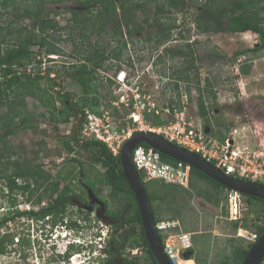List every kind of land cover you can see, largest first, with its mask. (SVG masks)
Instances as JSON below:
<instances>
[{
  "label": "rangeland",
  "instance_id": "374dc122",
  "mask_svg": "<svg viewBox=\"0 0 264 264\" xmlns=\"http://www.w3.org/2000/svg\"><path fill=\"white\" fill-rule=\"evenodd\" d=\"M163 2L164 0L149 2L144 10H138L136 21L141 23L143 29L133 35V41L125 31V36L128 39L126 48H124V40L119 44L110 43L111 39L104 34L102 36L92 35L91 39L94 45H103L108 52L117 49L121 54L119 59L112 57L105 59L103 66L98 71L99 92L105 94L101 110H106L103 111V118L108 117L112 126L110 127L111 132L119 130L121 134L119 142L123 139L125 142L132 134L141 130L153 131L162 127L166 131V134H162L165 137L177 136L178 132L185 131L186 133L193 130L194 134H198V138L203 136L199 140H205L211 144L222 142L217 135L220 131L226 137H231L234 148L240 147L241 150L251 153L264 152V51L251 50L244 53V50L253 48L259 41L257 34L253 32L233 34L227 31L228 18L242 10L244 0H209L206 7L203 6L205 0H195L189 1L184 8L170 10L166 6L165 13H158V5L161 6ZM45 7L46 11H59L56 20L61 25L66 23L70 16V10L81 8L75 0L58 4L48 2ZM155 18H159L163 26H160ZM11 19H13L11 14L3 16V20ZM34 23L36 22L25 16L20 18V25L29 26ZM161 27H170L172 37L161 44H158L155 39H146L149 35L154 38L159 37L158 32ZM53 34V38L65 53L54 55L55 59L53 60H48L44 56L43 59L38 57L42 63L37 60L38 63L34 66L36 68L38 66L41 70L51 67L53 70L50 75L58 78L61 88L70 92L76 101L82 94L81 86L71 77V71H64L63 67L78 61L77 57L70 55L73 53L72 41L65 39L67 31H64L63 34L61 32ZM98 40L101 43H97ZM77 41L80 43L82 40L77 38ZM188 44L192 46H188ZM168 48H182L185 50V54L175 56L172 53L166 54ZM34 49L38 50V47H34ZM238 51L242 53L236 58L235 54ZM118 66H121L122 69L117 70ZM184 71L191 74L198 71L200 74L202 88L205 90L203 94L206 98V105L210 109L211 125H205V120L200 115L199 90L196 81L193 80L190 84V93L187 91L189 85L185 81H181L180 87L176 88L174 77H177L178 72ZM121 73L125 76L123 80L119 78ZM43 74L48 75L46 71ZM110 79L113 80V83L110 82ZM206 79H209L211 83L209 88L206 87ZM47 82L46 79L43 80L42 85L47 86ZM178 94H180V98H178ZM111 95L118 97L113 101V105L118 106L119 115L114 114L113 109L106 107ZM171 97L176 98L177 101L179 99L182 105L181 111H177L174 115L168 107ZM131 100H134L133 106L129 104ZM27 102L31 111L47 112L38 101L30 96L27 97ZM58 105L61 106V104ZM148 108H158L160 115L167 122L161 126H153L151 120L144 119L143 113ZM135 116H140L139 120H136ZM77 122L78 119L71 118L70 122L56 126L55 123L47 119L46 114L39 118L37 128L17 129L6 140L9 147L13 149L15 158L21 157L22 163H25L26 159L31 164L41 166L51 172L53 176L60 168L69 166L68 159L70 158L82 161L75 162L79 169L86 167L87 164H93L96 171L103 172L101 164L93 163L90 152L80 145H76L73 152H69L64 147L63 140L72 134L73 127ZM86 123L85 120L80 135L84 140L91 138L84 134ZM3 133L0 126V135ZM17 182L25 183L22 178ZM5 184L4 180H0V217L11 209L8 197L10 190ZM97 186L103 188L105 198L109 201V204L102 201L99 208L102 211H107V208H112L113 211L120 210V202L109 196L110 188L104 184L101 185L100 182L97 183ZM37 192L35 191L31 203L26 201L28 193L14 194L17 197V203L12 210L22 211L41 207L42 204L34 203ZM227 193V190L221 193L223 200L219 205L209 203L200 196L190 198L189 194L184 193L180 196L179 203L172 205L173 209L168 208L165 203L156 202V211L163 218H170L174 214V209H180L178 210L180 213L176 214L181 222L179 229L195 232L193 234L199 241L196 247L197 256L209 257L215 264H222L228 259L232 261L236 245H247L252 240L253 234L256 233V226L263 221L260 218H263L264 210V203L260 200L244 201L243 218L238 223V227L242 228L244 235L240 236L239 228H235V224L232 222L234 220L228 218ZM49 201V197H45L43 205ZM69 214L78 218L80 223L78 221L76 227H68V229L65 227L67 237L63 239L64 241L58 238L61 250H65L67 239L71 236L74 237L79 232L87 234L91 238H94V235L102 236L105 232L107 236L104 239L105 243L101 242L103 246L107 245L108 239L113 234L116 240H122L123 244V240L127 239L123 248V256L132 257L137 253L140 258H145V252L141 248L137 250L130 247L133 235L139 231L138 225H128L117 216L112 217L109 214H106L105 218H97L95 217L96 212H92L87 218L77 208L69 211ZM121 218L123 219L124 215ZM67 220L70 218L67 217ZM112 223L117 227L114 228ZM39 228L41 226L36 225V220L26 216H17L11 223L2 227V233L15 234V239L14 243L9 245V248H13L14 251L0 255V264H67L63 263L65 257L59 256L61 253L56 252V245H54L57 236L53 233L56 232L57 226L52 232H50L49 226H46L44 233ZM51 233L53 236H50ZM46 234L48 235L46 236ZM206 234L217 236V240H212L214 241L213 245H210L209 240L204 237ZM23 238L26 245L20 244ZM97 248L99 250L100 245L96 244L94 249ZM80 251L78 250V252ZM24 252L28 254L26 260L23 258ZM48 258L53 263H50ZM80 259L81 257L78 256L75 260L79 261ZM68 261L72 262L70 258ZM95 262L88 260L86 264H97ZM142 263L147 264L144 259ZM116 264H121V261ZM181 264L196 263L194 259H191L182 261Z\"/></svg>",
  "mask_w": 264,
  "mask_h": 264
},
{
  "label": "trees",
  "instance_id": "16d2710c",
  "mask_svg": "<svg viewBox=\"0 0 264 264\" xmlns=\"http://www.w3.org/2000/svg\"><path fill=\"white\" fill-rule=\"evenodd\" d=\"M70 0H0V126L4 133L0 135V180L5 181V186L10 190L9 205L11 209L0 217V255L14 251L9 248L10 244L14 243L15 234L10 232H1V228L11 223L17 216H26L32 220H36V225L42 233L49 226L50 232L55 226L62 225L68 222L70 227L78 226V218H74L69 214L74 208L83 212L85 217H89L91 212L85 210L78 204V200H86V188L92 190L96 196L100 197L106 204L109 201L105 198L102 187L97 186V183L110 188V197L120 202V210L109 209V215L118 217L126 224H135L139 226L137 234L133 235L130 242L131 248H141L145 252V262L147 264H158L145 235L142 224L141 213L133 190L131 189L121 164L120 153L114 155L107 143L96 138L84 140L82 134L83 125L86 120L87 111L94 112L98 115H103L102 101L105 94L99 92L98 75L99 69L103 66V62L108 57L115 59L121 58V54L117 49H112L110 52L103 45H97L92 42V35L104 36L111 39L110 43L119 44L124 40V48L128 45V39L125 36V31L133 41V35L143 29L140 22L136 21L138 10H144L149 2L156 0H75L80 9L70 10V16L66 23L61 25L56 16L58 10H47L46 3H61ZM195 0H164L159 6L158 13H165V7L170 10L176 8H184L187 3ZM205 0L203 6H207ZM171 12V11H170ZM11 14L13 19L3 20V16ZM25 16L36 22L33 25H20V18ZM148 20V19H147ZM160 26L163 23L159 18H155ZM200 27V24L198 23ZM67 31L66 40L72 41L73 57H77L78 61L69 66H63L64 71H71L70 75L82 89V94L75 101V97L61 88L58 78L52 77L51 67L47 70H41L34 66L33 71L29 72L28 68L36 63H42L41 59L47 55H63L65 51L53 38V33ZM158 32L159 37L154 38L149 35L147 40L155 39L158 44L172 37L170 27H161ZM227 31L233 34L253 32L258 35L259 41L253 48L244 50L249 51H264V0H244L242 10L230 16L227 20ZM77 38L82 41L79 43ZM97 43H101L99 40ZM190 44H188L189 46ZM192 46V45H190ZM34 47H38L35 50ZM172 53L175 55H184L185 50L182 48H168L166 54ZM242 53L238 51L235 57ZM41 57V59H38ZM237 58V57H236ZM50 59H54L49 57ZM38 60V61H37ZM51 60V61H52ZM38 69V70H37ZM121 66L117 70H121ZM46 71L48 74H43ZM175 85L178 89L180 82L185 81L190 93V84L196 81L199 90V112L205 120V125H211V116L209 108L206 105V98L203 94L205 90L202 88L200 74L198 71L189 73L188 71L178 72L177 77H174ZM47 80V86L42 85L43 80ZM206 87H211L209 79H206ZM113 83V80L110 79ZM31 97L38 101L42 107L46 109L45 113L31 111L28 106L27 97ZM180 98V94H178ZM118 99L115 95H111L108 108L113 109L112 112L119 115L118 106L113 105V101ZM179 101V102H178ZM176 98H170L169 110L174 115L177 111H181V101ZM177 102V104H175ZM58 104H61L59 106ZM130 105H134V100H131ZM106 109V108H104ZM149 109V111H148ZM144 111V119L151 120L153 126L164 125L167 120L160 115L158 108H148ZM130 113V112H129ZM47 119L55 123V125H63L62 123L70 122L71 118L78 119L77 124L73 127L71 135L63 140L64 147L69 152L75 150L76 145H80L90 152L93 157V163H100L103 172L95 170L93 164H87L84 168H78L76 158L68 159L66 168H60L57 174H53L41 166L31 164L30 161L24 160L21 162V157H14L13 149L9 147L7 137L16 132L17 129H34L39 125V118L46 116ZM153 116V118H151ZM218 137L224 141L227 137L223 132L217 133ZM80 136V137H79ZM84 140V141H83ZM176 143V142H174ZM148 147L147 143H141ZM177 144V143H176ZM12 151V153H11ZM14 153V154H13ZM165 161L170 163L179 162L178 159L162 153ZM212 163L216 164L215 160ZM145 185L148 189L150 200L152 202L156 222L163 218L156 211V202L165 203L168 208L173 209L172 205L179 203V198L182 194L190 195V198L200 196L209 203L219 205L223 196L221 193L228 191V188L217 182L203 171L192 167V176L189 188L181 185L166 183L160 179L146 180L145 175L140 171ZM23 179L24 184H19L18 179ZM63 182V184H62ZM264 185V183H262ZM27 194V200L31 203L32 197L37 192L35 204H42L38 209L30 210H12L17 203L16 193ZM45 197H49L50 201L44 204ZM247 202L264 200L258 197L244 195ZM224 209H226L223 204ZM180 209H174V214L167 219H178L176 214H179ZM124 215L122 219L121 216ZM83 216V217H84ZM67 217L70 220H67ZM84 217V218H85ZM263 220L256 226V234L259 237L264 232V210ZM235 228L238 227L239 221H232ZM117 227V226H116ZM114 227V228H116ZM178 230L179 227L177 228ZM187 230V228H185ZM48 234H46L47 236ZM163 237V236H162ZM127 239L116 240L112 234L108 239L107 245L104 247L105 256L98 258L97 264H116L121 261V264H143V259L137 255L123 256V248ZM198 240L194 238V246L183 253L184 261L196 259L197 264H215L209 257L197 256ZM21 245H26L23 238ZM196 244V245H195ZM253 245L250 241L247 245H236L234 247L232 261L229 259L222 264H241L245 256ZM125 253V252H124ZM23 254V253H22ZM27 253L24 252L23 258L27 259ZM60 257H68L69 253L59 254ZM50 263H53L49 260ZM58 260V259H56ZM264 261V259H263ZM262 261V263H263ZM44 263V262H43ZM261 263V264H262ZM46 264V263H44Z\"/></svg>",
  "mask_w": 264,
  "mask_h": 264
},
{
  "label": "built area",
  "instance_id": "2783aa9c",
  "mask_svg": "<svg viewBox=\"0 0 264 264\" xmlns=\"http://www.w3.org/2000/svg\"><path fill=\"white\" fill-rule=\"evenodd\" d=\"M49 57L55 58L54 54L47 55L44 58ZM32 68H34V65H31L28 71L32 72ZM139 118L140 116H135L136 120H139ZM86 122L85 135L107 143L114 155L120 153L124 139L119 142L121 137L119 130L111 132L110 127L112 126L108 117L103 118V115L100 116L94 112L87 111ZM154 131L159 134L166 132L162 127L156 128ZM202 137L199 136V138ZM167 138L179 145L190 148L210 161L215 160V165L218 168L232 176L264 183V152L256 151L251 153L241 150L240 147L234 148L233 140L229 136L221 143L213 142L209 144L205 140H199L198 134H194L193 130L186 133L181 131L178 132L177 136ZM132 156L135 166L144 173L146 180L160 179L166 183L189 188L192 176V166L190 164L183 161L177 163L165 161L159 150L142 144L134 148ZM244 201L243 193L228 189L227 207L229 208L228 218L230 220H242ZM156 226L161 237L163 236L162 240L167 254L174 264H181L184 260L183 253L194 246L193 233L178 230L177 228L181 226L179 219H162L156 222ZM103 233L106 234L105 232ZM239 235H244L242 228H239ZM256 238L257 234L254 233L251 239L255 240Z\"/></svg>",
  "mask_w": 264,
  "mask_h": 264
},
{
  "label": "water",
  "instance_id": "95a60500",
  "mask_svg": "<svg viewBox=\"0 0 264 264\" xmlns=\"http://www.w3.org/2000/svg\"><path fill=\"white\" fill-rule=\"evenodd\" d=\"M144 142L163 154L174 157L203 171L228 189L264 200V185L262 183L232 176L218 168L212 161L206 159L201 154L190 148L176 144L157 132L141 130L132 134L121 148V164L125 177L135 194L147 242L158 264L174 263L165 250L161 234L156 226V216L148 189L141 177L140 171L133 162L132 154L134 148ZM263 259L264 232L253 241L252 247L241 264H261Z\"/></svg>",
  "mask_w": 264,
  "mask_h": 264
},
{
  "label": "clouds",
  "instance_id": "9594fccd",
  "mask_svg": "<svg viewBox=\"0 0 264 264\" xmlns=\"http://www.w3.org/2000/svg\"><path fill=\"white\" fill-rule=\"evenodd\" d=\"M55 55V54H54ZM55 59V58H54ZM123 73V72H122ZM122 73L119 75V78L121 80L124 79V75H122ZM80 223V220H78ZM65 227L68 229V227H70L68 225V222L63 223L62 225L57 226V228H55V231L53 233L56 234L57 239H55V243L54 245H56V252L61 253L65 256V254L69 253L68 258H65V260L63 261V263H67V264H86L89 260L93 261L95 263H97L98 258L100 256H105L104 253V247L101 242L104 241L105 243V237L107 236V234H104L102 236L99 235H94V238H91L89 235L87 234H83V233H78L76 234L74 237H69L67 239V243L65 244V250H61L59 248V241L58 238H61L62 240L65 239L66 233H65ZM72 228V227H71ZM52 233L50 234V236H53ZM256 240V239H255ZM64 241V240H63ZM253 241V240H251ZM103 243V242H102ZM96 244L99 246L100 245V249H94V247L96 246ZM78 250H81L80 252H78ZM80 256L81 259L79 261H76L75 259ZM69 258L71 259V263L68 261ZM68 262H67V261Z\"/></svg>",
  "mask_w": 264,
  "mask_h": 264
},
{
  "label": "flooded vegetation",
  "instance_id": "af4514ba",
  "mask_svg": "<svg viewBox=\"0 0 264 264\" xmlns=\"http://www.w3.org/2000/svg\"><path fill=\"white\" fill-rule=\"evenodd\" d=\"M87 190V193H86V200H78V204L80 206H82L85 210L89 211V212H96V216L97 218H102V217H107L106 214L109 213V209L107 208V211H102L100 208H99V205L100 203L103 201L100 197L96 196L95 193L86 188ZM115 223V222H114ZM112 223V226L115 227L116 225ZM258 238V237H257ZM256 238V239H257ZM139 250V248H137ZM133 255H138L137 253L136 254H133Z\"/></svg>",
  "mask_w": 264,
  "mask_h": 264
},
{
  "label": "crops",
  "instance_id": "0c3cea01",
  "mask_svg": "<svg viewBox=\"0 0 264 264\" xmlns=\"http://www.w3.org/2000/svg\"><path fill=\"white\" fill-rule=\"evenodd\" d=\"M239 228H241V227H239ZM184 231V230H183ZM189 232H191V231H189ZM192 233H195L194 231L192 232ZM195 234H193V240H194V238H196V236H194ZM213 236V237H212ZM210 235V234H206V235H204V237H206L208 240H209V243H210V245H213L214 244V241H212V240H217V236L216 235ZM198 240V239H197ZM198 243H199V241H198ZM197 243V244H198ZM213 243V244H212ZM196 245V244H195ZM197 247V246H196ZM194 261H195V263L197 264V261H196V259H194Z\"/></svg>",
  "mask_w": 264,
  "mask_h": 264
},
{
  "label": "bare ground",
  "instance_id": "6f19581e",
  "mask_svg": "<svg viewBox=\"0 0 264 264\" xmlns=\"http://www.w3.org/2000/svg\"><path fill=\"white\" fill-rule=\"evenodd\" d=\"M122 76H123V74H122ZM184 261V260H183Z\"/></svg>",
  "mask_w": 264,
  "mask_h": 264
}]
</instances>
